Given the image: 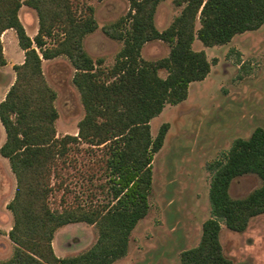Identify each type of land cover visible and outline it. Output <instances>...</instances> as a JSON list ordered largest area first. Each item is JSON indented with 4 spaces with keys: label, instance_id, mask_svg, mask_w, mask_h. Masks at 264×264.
I'll use <instances>...</instances> for the list:
<instances>
[{
    "label": "trees",
    "instance_id": "16d2710c",
    "mask_svg": "<svg viewBox=\"0 0 264 264\" xmlns=\"http://www.w3.org/2000/svg\"><path fill=\"white\" fill-rule=\"evenodd\" d=\"M162 1L129 0L127 16L102 28L107 37L123 42L107 68L83 48L85 37L98 28L86 0H0V67L6 65L1 36L7 30L14 31L24 56L13 66L15 80L0 102L5 134L0 156L8 161L16 181L6 206L13 221L8 238L14 248L0 264H113L123 258L131 232L148 213L151 163L169 128L162 124L152 139L150 121L166 105L184 102L189 85L210 72L205 52L193 50L194 41L206 48L223 46L264 25V0H175L176 6H183L181 13L158 31L154 16ZM23 6L38 19L32 39L18 16ZM153 41L169 45L170 52L157 61H145L141 50ZM57 57L72 67V84L84 110L76 135L59 137L56 132V93L41 66ZM161 70L164 78L158 75ZM97 151L94 165L103 169L106 181L96 188L106 191L108 200L82 204L75 195L67 203L72 190L65 183L71 175L68 170H77L76 155L92 157ZM88 168L86 183L91 186L94 168ZM207 169L210 218L202 224L197 246L180 254V264H232L222 253L221 223L243 232L252 218L264 214V131L256 128L249 138L234 140L224 157ZM247 174L256 175L260 187L232 199V181ZM79 223L95 227V243L77 256L58 258L52 249L55 232Z\"/></svg>",
    "mask_w": 264,
    "mask_h": 264
},
{
    "label": "rangeland",
    "instance_id": "374dc122",
    "mask_svg": "<svg viewBox=\"0 0 264 264\" xmlns=\"http://www.w3.org/2000/svg\"><path fill=\"white\" fill-rule=\"evenodd\" d=\"M174 1L164 0L158 5L154 16L158 31L165 30L181 13L183 6H176ZM86 2L94 9L98 28L85 37L83 48L94 62L101 59L104 67H111L123 42L107 37L102 28L127 16L129 0ZM18 16L33 37L38 23L36 13L23 6ZM122 27L127 29L129 22ZM1 43L6 65L0 67V102L15 80L13 66L24 58L13 31L9 37L4 34ZM193 50L205 52L210 72L203 81L189 85L184 102L166 105L150 121L152 139L162 124L167 123L169 128L151 163L148 213L131 232L127 254L113 264H180V254L197 246L202 224L210 218L211 172L207 166L221 160L234 140L249 138L256 128L264 131V25L235 36L223 46L205 48L195 40ZM169 52V45L153 41L143 46L141 58L157 61ZM41 67L46 83L56 93L57 136L76 135L84 110L72 84V67L64 57L43 61ZM158 75L164 78L166 73L161 70ZM4 141L0 124V147ZM88 156L76 155L77 170H68L71 175L65 185L72 192L66 196L67 203H72L75 195L82 204L108 200L106 191L101 193L96 188L106 181L103 169L94 165L100 153ZM91 165L93 185L89 186L86 178ZM260 185L256 175L237 177L230 185L229 196L244 198ZM15 186L8 161L0 156V261L9 259L14 248L8 238L13 221L6 206L13 198ZM89 193L94 195L92 199L87 197ZM61 194L56 193V203ZM96 239L94 226L71 224L55 232L52 249L58 258L73 257L91 248ZM219 239L224 257L232 264H264V214L252 218L243 232H233L221 223Z\"/></svg>",
    "mask_w": 264,
    "mask_h": 264
},
{
    "label": "crops",
    "instance_id": "0c3cea01",
    "mask_svg": "<svg viewBox=\"0 0 264 264\" xmlns=\"http://www.w3.org/2000/svg\"><path fill=\"white\" fill-rule=\"evenodd\" d=\"M23 24V23H22ZM24 26V28H25V31H26V27H25V25H23ZM37 29H38V23L36 22L35 23V33H33V37L36 35V33H37ZM11 31H13V30H7V31H5L3 34H2V36L1 37H3L4 36V34H6L7 35V37H9L10 36V32ZM14 32V31H13ZM26 33H27V31H26ZM27 35L32 39L33 37L31 36V35H29L28 33H27ZM195 42V41H194ZM194 44V43H193ZM206 48V47H205ZM22 51V50H21ZM22 53H23V51H22ZM23 62V61H22ZM4 67V66H3ZM4 159V158H3ZM6 160V159H5Z\"/></svg>",
    "mask_w": 264,
    "mask_h": 264
}]
</instances>
